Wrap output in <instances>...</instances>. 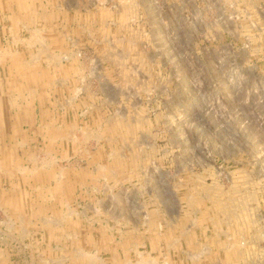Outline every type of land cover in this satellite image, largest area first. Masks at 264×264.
I'll return each mask as SVG.
<instances>
[{
	"label": "rangeland",
	"instance_id": "1",
	"mask_svg": "<svg viewBox=\"0 0 264 264\" xmlns=\"http://www.w3.org/2000/svg\"><path fill=\"white\" fill-rule=\"evenodd\" d=\"M0 264H264V0H0Z\"/></svg>",
	"mask_w": 264,
	"mask_h": 264
},
{
	"label": "bare ground",
	"instance_id": "2",
	"mask_svg": "<svg viewBox=\"0 0 264 264\" xmlns=\"http://www.w3.org/2000/svg\"><path fill=\"white\" fill-rule=\"evenodd\" d=\"M70 56V55H69ZM62 58V57H61Z\"/></svg>",
	"mask_w": 264,
	"mask_h": 264
}]
</instances>
